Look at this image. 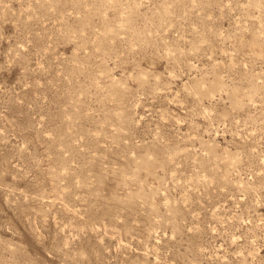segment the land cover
<instances>
[{"label":"rangeland","instance_id":"1","mask_svg":"<svg viewBox=\"0 0 264 264\" xmlns=\"http://www.w3.org/2000/svg\"><path fill=\"white\" fill-rule=\"evenodd\" d=\"M0 264H264V0H0Z\"/></svg>","mask_w":264,"mask_h":264}]
</instances>
